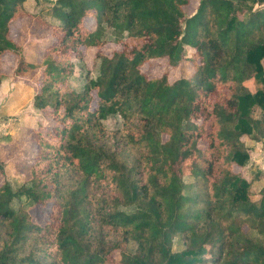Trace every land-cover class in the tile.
Here are the masks:
<instances>
[{
  "label": "trees",
  "instance_id": "obj_1",
  "mask_svg": "<svg viewBox=\"0 0 264 264\" xmlns=\"http://www.w3.org/2000/svg\"><path fill=\"white\" fill-rule=\"evenodd\" d=\"M29 1L0 0V66L12 53L14 76L43 69L34 108L47 124L30 179L0 185V264H115L116 253L120 264H264V240L244 231L264 238V186L258 201L250 194L262 172H234L251 158L243 137L264 134V0H197L191 16L193 0H56L47 12ZM20 18L54 38L37 64L10 39ZM107 42L123 50L98 52L97 75L73 90L81 48ZM187 51L192 78L144 72L153 58L178 68ZM111 117L122 126L108 130ZM46 205V224L34 223L30 211Z\"/></svg>",
  "mask_w": 264,
  "mask_h": 264
},
{
  "label": "rangeland",
  "instance_id": "obj_2",
  "mask_svg": "<svg viewBox=\"0 0 264 264\" xmlns=\"http://www.w3.org/2000/svg\"><path fill=\"white\" fill-rule=\"evenodd\" d=\"M56 0H38L26 3V8L30 12H47L50 10ZM198 5L197 0H193L189 6L185 7L188 16L196 12ZM256 9H263V6H256ZM88 27L93 26V19L86 20ZM111 31L107 30V36ZM10 39L22 47L24 59L28 62L39 63L46 49L52 44L54 38L51 31L46 30L37 24L35 19L20 18L14 21L10 27ZM123 46L114 42H107L100 50L82 47L81 53L83 63L77 58L74 62V74L70 78V84L73 90H80L85 84L84 75L89 73L90 77H94L98 73L99 61L96 58L97 53L104 56L112 57L116 52H121ZM192 51L186 52L187 61L182 63L178 68H171L165 59H152L144 67V72L149 79L159 78L163 74L168 73L171 82L180 78H192L194 75V63L191 61ZM18 63V57L12 53H7L1 57L0 71L9 76L0 84V185L9 181L13 186H19L22 181L30 179V166L33 158L37 154V146L33 140L35 131L40 126L47 124L46 120L34 108V95L40 88V80L43 69H37L27 77L14 76V70ZM264 65V60H263ZM255 81L247 83L246 86L250 91L255 92L258 88ZM96 98L94 97V104ZM261 110L255 107L251 117L261 118ZM108 130H116L122 126L120 117H111L105 121ZM256 136V137H255ZM254 137L244 136L243 140L246 147L250 150L251 158L243 168L236 167L234 172L242 178L250 181L255 172L261 171L262 178L260 181L254 182L250 187L252 201L256 202L260 199L259 192L264 186V134H255ZM164 140L167 139L165 136ZM134 156L139 153L131 150ZM188 164L183 166L185 176H188ZM187 185H191L190 179L185 180ZM189 194H194L191 187ZM51 205L37 206L35 210H31L30 214L34 223L45 225ZM244 231L250 239L260 243L264 240L263 236L248 226H244ZM184 249L183 242L180 238L174 240L173 251L180 252ZM115 264H120V255H114Z\"/></svg>",
  "mask_w": 264,
  "mask_h": 264
}]
</instances>
